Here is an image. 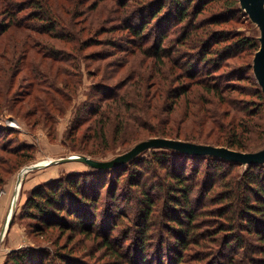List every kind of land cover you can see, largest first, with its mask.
I'll return each mask as SVG.
<instances>
[{"label":"rangeland","instance_id":"1","mask_svg":"<svg viewBox=\"0 0 264 264\" xmlns=\"http://www.w3.org/2000/svg\"><path fill=\"white\" fill-rule=\"evenodd\" d=\"M27 1L0 0V21L10 27L9 31L3 33L1 37L12 32V34L18 33L21 43L24 38L27 39L28 55L33 58V62L35 61L30 68L23 66L18 75H14L13 79L8 82V85L5 82L6 78L0 81V91L3 90L0 96V116H2L0 123L11 128L0 134V159L4 161L5 157H10V152L7 150L12 149L19 150V154L23 155L18 157V160L16 158L15 166L4 172L0 180V230L11 204L18 173L22 168L33 163L59 159L68 155H81L98 162H107L120 157L121 154L134 148L137 144L155 138L183 141L193 145L225 147L249 154L264 152V93L253 70V58L257 51L254 53L253 49H249L237 52L236 56L223 60L219 71L208 75L209 79L212 78V81L219 83L222 88L221 91H218V96L212 92L206 93L205 87L194 84L187 78H178L177 82L169 84L168 89L179 88L182 90L186 88L188 92L186 95L182 93L178 99H175L165 94L160 95L157 91L159 81L150 77V73L160 70L158 69L159 58L144 56L141 52L144 47L142 46L141 49L140 43L137 48L133 49L134 45L129 41L131 37L124 28L128 23L123 18L131 11L130 8L122 7L125 0H74V4L73 0L70 2L68 0H50L54 10V24L64 30L59 31L60 29L56 28L46 31L44 29L43 33H38L36 30V27L42 24L41 20L26 17V14L32 12V8L28 5L29 1ZM200 1H193V6L191 5L188 11L190 16L197 10L196 6L201 8L206 0ZM63 4L69 5L71 13H66L61 9ZM26 5L28 7H24ZM220 5L221 2L220 4L209 2L203 5L206 6L205 11H202L194 20L195 25H198L199 28L202 27L198 32H203L206 29L215 31L224 29L235 37L253 38L258 49L260 29L248 17L239 1L238 11L236 10L234 18L231 14L223 13L222 16V12L218 13L216 8ZM22 7L24 10L17 12ZM168 8L170 10V7L167 6L161 14L167 12ZM34 10L36 9L34 8ZM222 19H225L228 24L223 23ZM22 21H24V26L19 24ZM44 22L47 23V19ZM128 22L133 23L132 21ZM214 22L219 24L215 25ZM156 24L153 21L151 28L154 29ZM122 25L123 27H121ZM177 29L178 27L170 29L173 32L168 35L169 38L166 42L177 38ZM28 34L31 35L29 38H27ZM152 42L153 40L150 39V45ZM38 44L41 47L37 48ZM169 45L164 44V47L168 49ZM174 49L176 50L172 52V59L185 55V53L178 54L179 51L185 50L182 45H177ZM36 51H39L40 54H37ZM52 51L65 54L64 57H61L64 59L52 58L49 54ZM188 51L194 52L190 49ZM180 59L190 60L191 58L180 57ZM167 67L164 70L171 71L169 66ZM204 67L205 65L201 66V68ZM32 69L41 70L44 75H47L42 82L54 88H62L68 95V98L59 99L56 97L59 100L56 102L57 105H50L47 102L46 105H43L46 107L49 104L47 107L50 109H45V114L50 111V116L47 114L45 119V115L41 113L42 108L30 104L32 96L22 95L23 89L32 79ZM175 71L176 73L173 74L169 72L170 78L175 79L178 70ZM68 73L71 76H67ZM23 76L27 80H24ZM206 79L208 80V78ZM44 87L48 86L44 85ZM101 87L103 88L102 92H97V88L101 91ZM105 89H108L106 90L107 94L116 92L119 98L124 97V102L120 100L122 105L120 106L118 103L115 108L116 104L112 102L114 100L103 97ZM52 95L55 94L52 93ZM97 100H100V110L105 112L104 119L95 113L91 120L85 118L77 122V115H81ZM74 123L80 125H74L75 135L67 137V133ZM91 127H93L94 133L90 134V138L83 136L88 134V128ZM230 144L236 146L230 147ZM237 146L243 148L238 150ZM165 149L169 148L151 147V149H145L127 162L129 163L139 156H146L148 151ZM175 152L180 153L179 151ZM162 158L164 164L173 166L179 170L178 172L182 171L189 177L198 169L196 181L199 178H206L207 173L205 174V172L207 171L214 172L213 180L211 178L210 181H217L220 174L225 173L224 170H217V168H226L202 158L189 159L188 161L183 155H163ZM13 159L15 160V157ZM122 165L114 167L119 169ZM238 165L239 167L230 169V172L226 168L228 169L227 173L236 179L240 178L247 166L241 162ZM114 167L107 169H114ZM93 168L107 170L91 167L83 161H73L48 165L27 172L15 201L10 226L0 243V264H12L11 259L14 257V253L28 248L35 252L40 251L41 259L39 260V256H36L37 253L34 263L22 261L23 264H39L41 261L46 264H59L55 259L51 260V257V261L48 260L47 252L52 251L73 252L77 258L81 259L82 264H114V259L108 258L106 255L107 251L99 248V241L95 238L97 234L88 238L81 231L70 229L71 226L68 224L69 221L72 224L73 219L66 216L65 211L55 214L54 217L51 216L53 219L52 221L50 218L51 226L49 224L42 226V219H34L29 215L28 211L31 209L28 201L37 189H42V186L49 184L54 179H63L70 175L81 176L79 178L82 181L80 186L88 192L87 194H96L101 186L97 201L93 200V206L96 207L94 217L97 220L94 228L102 231V226L107 222L108 215L113 217H116V214L123 215V218L121 216L122 220L117 221L119 225L112 228V238L117 240L115 244L120 247L121 252L126 247H128L127 251L131 249V242L135 234L122 244L124 240L122 229L128 223L132 224V219H137L135 213L139 209H137L134 198L139 196L138 193L141 189L138 186L128 185L127 180L130 178L125 177L123 172L116 174L118 172L114 170L111 174H106L94 171ZM167 171L168 169L158 168L159 175L149 184V187L151 188L150 185H152L155 187L154 191H159L158 181H170ZM137 177H141L140 173L137 174ZM140 180L142 182L144 178H140ZM195 180H189V182H196ZM134 181L132 179V182ZM215 189L219 191L221 187L216 186ZM113 192H115L114 201L111 198ZM160 198L156 199L152 212L153 220L148 224L147 243L151 256L155 249L152 248V245L155 244L154 241L156 242L157 234L160 231L157 229V224L161 222L160 218L162 217L159 213L164 209L165 200L162 201ZM67 202L69 207L72 205L75 210L83 211V214L91 212L92 201L88 204H83L81 201L70 202L67 200ZM156 217L159 218L156 219ZM209 219L205 218V220ZM112 220L114 221V219ZM55 221H60L64 228L59 229L56 224L53 225ZM162 234L167 235L166 229L162 231ZM249 239L251 246L259 244V240L256 241L255 237H249ZM166 240L170 241L171 239L168 237ZM236 255V260H239V255ZM150 258L151 261H155V258ZM201 263L203 262L199 264ZM246 264L251 263L246 262Z\"/></svg>","mask_w":264,"mask_h":264},{"label":"trees","instance_id":"2","mask_svg":"<svg viewBox=\"0 0 264 264\" xmlns=\"http://www.w3.org/2000/svg\"><path fill=\"white\" fill-rule=\"evenodd\" d=\"M28 1V5L32 8V12L26 14V17L41 20V25H43L36 27L38 33H43L44 29H46V31H52L56 28H59V31L64 30L62 27H58V25L54 24V10L51 7L50 0ZM193 1L194 0H125L122 4V7L131 9V11H129L130 13H128L123 20L128 23L124 28L131 37L129 41L134 45L133 49L137 48V46H139L138 43H140V48L142 49L144 47L141 50L144 56L149 55L150 57L159 58L160 64L158 69L160 70L155 73H150V77L156 78L157 81H159L157 91L160 95L165 94L175 99H178L182 93L186 95L188 92L186 88L182 90H179V88L168 89L169 84L174 81L177 82L178 78H187L194 82V84H199L203 86V88L205 87L206 93L212 92L215 96H218L217 93L221 91L222 88H220L219 83L213 82L212 78L209 79L208 75L219 71L223 65V60L236 56L237 52L253 49L255 53L258 50L256 41L251 37H235L227 33L224 29L219 31L206 29L199 33L198 30L202 27L199 28L198 25L194 24L195 18L206 9V6L203 5L209 2L217 4L221 2V5L216 8V10H218L217 12H222V16L223 13L231 14L234 18L236 10L238 11L239 0H201L205 1V3L201 5V8L196 6L197 10H195V15L193 14L190 16L188 11ZM68 2H70V0H68ZM72 3L74 4L75 1L73 0ZM28 5L24 7H28ZM165 5L166 7L169 6L170 10L168 8L167 12L161 14L164 8H166L164 7ZM24 7L18 9L17 12H20V10L23 11ZM61 7L66 13H71V8L69 9L68 4H63ZM34 8L36 10H34ZM11 9L13 10V8ZM46 19L47 23L44 22ZM222 20L223 23L228 24L225 19ZM128 21H132L133 23ZM153 21L157 23L154 29L153 27L151 28ZM23 22L24 21L21 23L19 22V24L23 25ZM213 24L218 25L219 23L214 22ZM121 27H123V25ZM176 27H178L177 38L166 42L169 38L168 35H171V32H173V30L170 31V29ZM9 28L10 27L7 26L5 22L0 21V81L6 78L7 81L5 82L7 85L8 82L13 79L14 75H18L23 66L30 68V66L35 63V61H32L33 58H30L28 55L29 48L27 47V39L24 38L21 43L17 35L18 33L12 34V32L5 37H1L3 33L9 31ZM29 36L31 35L28 34L27 38H29ZM137 39L139 40L137 41ZM150 39L153 40L151 45L149 43ZM164 44H170L169 48L166 49ZM177 45H182L185 48V50L179 51L178 54L185 53V55H180L176 59H172V52L176 50L174 47ZM36 47L39 48L41 46L38 44ZM188 49L194 50V52H190ZM133 51L131 52L133 53ZM36 53L40 54L39 51H36ZM49 54L52 58L58 60H63L64 58L61 57L65 55L63 53L60 54L58 51H52V53ZM180 57H189L191 59L181 60ZM165 59L167 60L165 61ZM166 65L169 66L171 71L164 70V68L167 67ZM203 65H205V67L201 68ZM152 69L151 67L150 70L152 71ZM176 69L178 70V74L175 75V79L170 78L169 72L172 74L176 73ZM31 76L32 79L31 81L29 80L27 83L28 85L23 89L22 95L28 97L32 96L30 104L32 103L33 106L35 105L36 107L40 106V108H42L41 113L45 115V119L47 114L50 116V111L45 114V109H49L47 106L49 104L57 105L56 102L59 100L56 99V97L59 99L68 98V95L62 88H54L42 82L47 75H44L41 70H33ZM67 76L71 75L68 73ZM28 78L29 76L27 74V79ZM206 78H208V80ZM23 79L27 80L24 76ZM34 82L36 83L35 85L41 86L42 88L36 87ZM44 85L48 87H44ZM102 90L103 88L101 87V91L99 88H97L96 91L101 93ZM106 90L108 89L103 91V97L114 100L112 102L116 104L115 108L118 106V103L121 106V101H125V98H119L116 92H114V94H107ZM2 92L3 90L0 91V96ZM52 93L55 95H52ZM99 99L102 100L101 98ZM100 100L95 101L93 105H90L81 115H77V122L85 118L91 120L95 113H98L99 117L104 119L105 112L100 110ZM46 102L49 104L44 107L43 105H46ZM1 117L2 116H0V119H2ZM39 119H41V117H39ZM76 123H74L68 131L67 137L75 135L73 127L80 125ZM9 129L11 128L6 124L1 125L0 123V134L4 131H9ZM91 133H94L93 127L88 128V134H84L83 136L90 138ZM227 133L230 135L229 132ZM234 146L236 145L231 146L230 144V147ZM236 148L239 150L243 147L237 146ZM7 151L10 152L11 156L5 157L6 160L4 161L0 159V180L4 172H7L10 168L15 166L18 157L20 158L23 156L19 154V150L17 149ZM175 151L174 149L170 150V148L159 151L151 150L147 152L146 156L134 158L135 160H131L129 163L127 162V164L122 165L119 169L115 167L114 169L111 168L107 170H97L93 168L94 171L106 174H111L114 170H117L118 173L116 174L123 172L125 177H129L131 180H127L128 185L138 186L141 189L138 193L139 196L137 195L136 199L134 198L137 203V209H139L137 210L138 212L136 211L135 213L137 219L131 220L133 226L128 223L126 227L122 229L124 233V240L123 242L121 241L122 244H124L131 235L135 234L131 242L132 247L129 251H127L128 247H126L122 249L123 252H121L120 247L115 244L117 240L112 238V228L117 224L119 225L117 221L122 220L121 216L123 218V215L116 214V217L108 215V220L105 225L102 226L104 228H102V231L94 228L97 220L94 217L96 207L93 206V203L97 201L96 198L98 197L97 195L100 192L101 186L98 188L99 191H96L97 193L95 192L96 194H87L88 192L84 191L80 186V182L82 181H80L79 178H81V176L79 175H70L65 178L63 177V179H54L50 181L49 184L42 186V189H37L28 201L31 209V211H28L30 212L29 215L34 219H42L41 225L44 226L51 222V216L54 217L55 214L65 211L67 214L66 216L73 219L72 224L70 221L68 224L71 226L70 229H77L84 233V235H87L88 238L97 234L95 238L99 241V248L107 251L108 254L106 253V255L108 258L114 259V264H188L190 262H195L196 264L200 262H203L201 264H236V262L237 264H246V262L251 264H264V164L247 165L240 178L236 179V177H232L230 173L228 174L227 171L229 169L230 172V169L236 166L239 167V163L237 162L226 158H219L212 154L192 155L181 151L180 153ZM171 154L173 156L174 154L177 156L183 155L188 161L189 159L202 158L228 169L217 168V170L225 171L224 174H220V178H218L217 181H210L213 177L212 175H214L213 171L205 172V174L207 173L206 178H199L196 181L195 179L199 173L198 169L189 177L182 171L178 172L179 170L175 169L173 166H167V163H163L162 156ZM13 157H15V160ZM139 164L140 166L138 167ZM158 168L168 169L167 177L170 181H158L160 184L158 187L159 191H154L155 187L150 185V188L149 184L159 175L157 172ZM138 173H140L141 177H137ZM140 178H144V180L141 182ZM132 179L135 181L132 182ZM189 180H195L196 182H189ZM216 186L221 187V190L217 191L215 189ZM45 189H47V191H45ZM114 197L115 192L111 195L113 201ZM157 197H161L160 199L165 201L164 209L159 213L162 215L160 218L161 222L157 224V229L161 231V234L160 231L157 234L156 242L154 241L155 244L152 245V248L155 249L151 256L148 251L149 244L147 243V237L149 236L148 224L153 220L152 212ZM67 200L70 202L81 201L83 204H88L92 201V205L90 204L92 213L86 212L83 214V211L75 210L72 205L69 207ZM158 218L159 217H156V219ZM205 218L210 219L205 220ZM112 219H114V221ZM201 222L207 223L203 224ZM50 224L49 226H51ZM54 224H56L59 229L64 228L60 221H55L53 225ZM205 227L208 228L206 229ZM164 229H166L167 232L166 236L162 234ZM168 237L171 239L170 241L166 240ZM249 237H255L256 241L259 240V244H257V246H251ZM39 252H35L31 248L21 250V252L16 251L11 262L12 264H23L24 262L34 263L33 261L36 260V256H39V260L41 259L40 256L42 254ZM37 253L38 255H36ZM236 254L239 255V260H236ZM149 256L155 258V261H151L152 259ZM47 257L48 260H50V257L51 260L55 259L59 264H82L81 259L77 258L73 252L70 251L47 252ZM39 264L46 263L41 261Z\"/></svg>","mask_w":264,"mask_h":264},{"label":"water","instance_id":"3","mask_svg":"<svg viewBox=\"0 0 264 264\" xmlns=\"http://www.w3.org/2000/svg\"><path fill=\"white\" fill-rule=\"evenodd\" d=\"M239 3L245 9L246 13L248 14V17L252 19L260 29V34H261L259 38L260 44L253 58V64H254L253 70H254L255 78H257L262 88V92L264 93V0H239ZM151 147H162V148L167 147L179 152L181 151L183 153L192 154V155L212 154L219 158H223V159L226 158L237 163L241 162L246 165H253L254 163L264 164V152L249 154L243 152H236L225 147L221 148V147L204 146V145L202 146L197 144L193 145L183 141L179 142L176 140L157 139V138L150 139V141L141 142L137 144L134 148H131L127 152L121 154L120 157H117L116 159L107 162H98L81 155H77V156L68 155L59 159H48V162L46 164L33 163L31 165L25 166L18 173V177L16 180V187H15L16 189L11 198L10 201L11 204L8 213L5 217L6 218L5 222L0 230V243L5 236L7 229L10 226L12 220L11 217L15 206V201L18 197L20 190L19 187L21 186V183L27 172L33 171L34 169H41L47 167L48 165L62 164L63 162H73V161L75 162L83 161L84 163H86L91 167L93 166L97 168L107 169L110 167L122 165V163L127 162L131 158L135 157L136 154L140 153L145 149H151Z\"/></svg>","mask_w":264,"mask_h":264},{"label":"bare ground","instance_id":"4","mask_svg":"<svg viewBox=\"0 0 264 264\" xmlns=\"http://www.w3.org/2000/svg\"><path fill=\"white\" fill-rule=\"evenodd\" d=\"M48 162V160H46V161H42V162H37V163H44V164H46ZM15 187H16V185H15ZM20 188V187H19ZM16 189V188H15Z\"/></svg>","mask_w":264,"mask_h":264}]
</instances>
